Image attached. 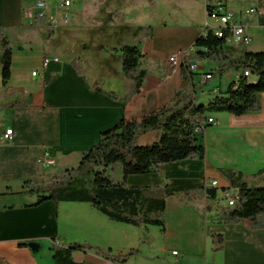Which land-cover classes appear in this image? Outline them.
I'll return each instance as SVG.
<instances>
[{"label": "crops", "instance_id": "obj_1", "mask_svg": "<svg viewBox=\"0 0 264 264\" xmlns=\"http://www.w3.org/2000/svg\"><path fill=\"white\" fill-rule=\"evenodd\" d=\"M136 1L144 3L143 14L148 17L144 24L148 30L138 34L136 44L143 54L140 68L147 70L140 93L133 92L134 80L123 71L122 51L112 50L125 44L104 47L99 43L92 48L84 42L78 54L63 57L62 52L52 48L58 26H48L29 15L37 14L36 0H0V24L8 26L6 34L12 47V75L7 85L3 84L0 69V174L4 182L14 180L19 188L14 190V185L5 184L0 190L10 187L18 191L28 177L51 176L63 167L77 165L82 155L100 141L104 130L122 118L132 120L158 109L184 86V54L194 50V42L210 24L207 7L218 0H128L130 4ZM164 1H177L178 10L154 13L153 9ZM238 1L224 0V7L246 23L252 42L229 46L234 58L245 51L264 49V0H252L245 10L240 9ZM251 7L256 11L246 13ZM124 22L125 16L112 25L117 28ZM14 24L32 28L19 33ZM70 25L64 26L69 29ZM38 32L42 33L39 43L33 38ZM255 43L260 47H249ZM175 53L179 54V62L167 75L163 66ZM76 57L82 59L83 74L72 65ZM203 64L214 74L216 63L206 59ZM34 71H38L37 76ZM193 71V82L205 83L201 74ZM197 74L199 81L195 79ZM240 75V70H228L213 83L210 92L216 88L225 91ZM260 101V110L243 115L226 111L208 114L217 123L208 124L198 134V141L206 146L204 159L164 163L159 172L128 177L130 186L166 184L164 229L112 221L87 202L49 200L24 207L36 197L8 202L11 195L0 196V264H56L53 245L68 248L74 243L113 252L136 250L123 264H264V229L254 230L250 219L232 223L223 213L228 202L221 204L225 190L234 189L224 170L241 172L251 187L262 184L256 174L264 167V93ZM15 102L21 105L10 107ZM9 128L13 130L12 138L4 142L1 138ZM159 138V131H151L140 136L139 143L149 144ZM45 155L55 163L44 165ZM212 180L218 181L216 198H210L204 190ZM12 205L15 207H9ZM212 232L224 234L222 250L212 244ZM29 241L38 242L40 248L33 250L21 244ZM71 253L74 261L82 264H116L95 249Z\"/></svg>", "mask_w": 264, "mask_h": 264}, {"label": "trees", "instance_id": "obj_2", "mask_svg": "<svg viewBox=\"0 0 264 264\" xmlns=\"http://www.w3.org/2000/svg\"><path fill=\"white\" fill-rule=\"evenodd\" d=\"M213 8L215 6L209 4L208 12ZM39 20L45 22L43 19ZM12 27L23 33L31 29L32 25L14 24ZM7 28V25L0 24V69L4 85L8 84L12 75V47L6 34ZM52 34L51 28L50 36ZM112 50L122 51L123 71L134 80L133 92L140 93L147 70L140 68L143 54L139 46L125 44L120 49L115 47ZM206 59L217 64L213 76L223 75L232 68L240 70L241 75L225 91H217L207 104H198L197 87L207 81L195 84L192 80L194 71L190 67L195 60ZM72 65L79 74L84 73L80 57L74 58ZM163 68L165 74L170 75L175 65L169 62ZM246 70H250L251 74L245 75ZM181 73L185 84L168 103L140 118H122L114 126L104 130L100 141L82 155L77 165L51 176L28 177L22 181L20 190L14 191L7 187L0 190V196L26 193L35 195L36 200L24 204V207L39 206L49 200L56 203L87 202L112 221L135 227L156 225L164 229L166 184L157 187L130 186L128 177L159 172L164 163L204 159L206 146L198 141L195 129L203 125L207 127L209 113L226 111L243 115L260 110V97L264 93V49L245 51L240 57L234 58L230 47L226 45V37H220L213 28L206 27L194 42V50L185 53ZM20 105V102H15L10 107ZM151 131H159L160 138L149 144H140V136ZM118 164L122 171L121 179L113 174ZM224 172L238 197L236 205L224 209V215L234 224L250 219L254 230L264 229V167L256 174L261 177L262 184L253 187L248 185L241 172ZM204 190L210 198H216L215 187L205 186ZM210 238L217 250L223 249V233L212 232ZM55 239L52 237L53 241ZM86 249H95L98 254L116 264L125 263L136 251L113 252L86 243H74L68 248L55 244L52 247L56 264H82L74 261L71 252Z\"/></svg>", "mask_w": 264, "mask_h": 264}, {"label": "rangeland", "instance_id": "obj_3", "mask_svg": "<svg viewBox=\"0 0 264 264\" xmlns=\"http://www.w3.org/2000/svg\"><path fill=\"white\" fill-rule=\"evenodd\" d=\"M131 1V0H130ZM234 1V0H232ZM252 0L238 1L241 5L242 10H245L252 4ZM53 3L58 4L56 0ZM156 3V2H155ZM156 4H154L155 6ZM144 3L136 1L135 3H129L128 0H76V4L73 7V20L69 26L58 25L59 31L52 44V48L62 52L63 57L73 54H78L82 50V44L87 42L92 48L98 47V44L102 43L104 47L118 46L120 44H138V37L143 35L148 28H145L144 24L148 22V17L145 11ZM161 8V9H159ZM178 10L177 1L173 2H159L158 9H153V12H172ZM204 8L202 9V11ZM138 13H142L139 15ZM125 16L124 24L119 27H114L112 24H118L122 21ZM113 18V19H112ZM117 22V23H115ZM203 28L205 27V19H202ZM209 23L215 25V22L209 18ZM257 30L253 32L259 33ZM138 36V37H137ZM34 41L39 43L42 38V33L38 32L33 35ZM141 40V39H140ZM249 47H260L259 43H255ZM176 65V64H174ZM223 75L216 74L208 84H201L197 87V98L198 104H207L215 95V92H210L213 83L219 82ZM196 81H199L198 74L195 75ZM5 124V121L1 122ZM3 158V153L0 152V160ZM50 166V165H49ZM68 167H72L71 165ZM67 167L61 168L62 170ZM113 174L118 178H122V171L120 165H116ZM17 182L12 180L8 183L4 182L2 175L0 174V189L2 185L10 184L14 185V190L19 189L15 185ZM35 196V195H34ZM36 197V196H35ZM31 194L25 196L11 195L6 201L8 202H19L20 200H29ZM3 199V198H2ZM227 199L221 200V204L227 203ZM228 204V203H227ZM226 204V205H227ZM43 249L46 250L45 244Z\"/></svg>", "mask_w": 264, "mask_h": 264}, {"label": "built area", "instance_id": "obj_4", "mask_svg": "<svg viewBox=\"0 0 264 264\" xmlns=\"http://www.w3.org/2000/svg\"><path fill=\"white\" fill-rule=\"evenodd\" d=\"M56 0H36L37 14L29 13L31 17L38 19H43L49 26L55 27L58 25H69L72 23L73 18V6L74 0H57L59 3H53ZM215 8L211 12H208V16L215 22V25L208 24L207 27L213 28L216 34L220 37H226V45L228 46H247L251 44L252 37L246 30V23L241 22L237 19V16L227 10L224 7V0H218ZM256 11L255 7H251L246 10V13H253ZM228 30V32H226ZM185 55V54H184ZM169 61L173 64H178L179 54H172L169 57ZM204 60H195L191 63V69H196L198 73L201 74L204 82L210 80L213 77V71H208L204 64ZM48 64V60L45 61L44 65ZM38 71H34L33 75L37 76ZM245 74H251L250 70H246ZM219 89H214L217 93ZM209 124L217 123L214 118H208ZM204 125L197 127L195 132L200 134L204 131ZM13 130L11 128L7 129L2 136V141L6 142L12 138ZM42 163L46 166L53 165L55 163L53 158L45 155L42 159ZM212 187L218 186L217 180H212L210 185ZM224 198L228 201V206H234L237 203V192L233 190H225ZM173 254H178L174 251Z\"/></svg>", "mask_w": 264, "mask_h": 264}, {"label": "water", "instance_id": "obj_5", "mask_svg": "<svg viewBox=\"0 0 264 264\" xmlns=\"http://www.w3.org/2000/svg\"><path fill=\"white\" fill-rule=\"evenodd\" d=\"M26 245H28L33 250H38L40 248V244L36 241H29L26 243Z\"/></svg>", "mask_w": 264, "mask_h": 264}, {"label": "bare ground", "instance_id": "obj_6", "mask_svg": "<svg viewBox=\"0 0 264 264\" xmlns=\"http://www.w3.org/2000/svg\"><path fill=\"white\" fill-rule=\"evenodd\" d=\"M192 70H195V69H192ZM245 75H250V74H245Z\"/></svg>", "mask_w": 264, "mask_h": 264}]
</instances>
